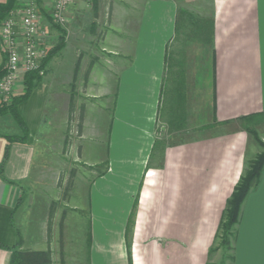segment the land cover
<instances>
[{
    "label": "crops",
    "instance_id": "0c3cea01",
    "mask_svg": "<svg viewBox=\"0 0 264 264\" xmlns=\"http://www.w3.org/2000/svg\"><path fill=\"white\" fill-rule=\"evenodd\" d=\"M52 1L0 4L36 2L48 25ZM67 19L63 59L76 44L104 52L87 68L81 52L59 74L46 66L18 108L28 141L13 143L6 160L5 136L21 129L0 116V264L10 263L17 230L24 250L80 264L76 219L90 224L83 264H217L222 214L247 163L241 120L264 114V0H75ZM82 24L108 29L96 38ZM5 60L0 42V69ZM60 92L77 110L80 156L97 172L88 213L63 212L56 230L51 198L34 186L44 183L38 144ZM230 264H264V169L242 205Z\"/></svg>",
    "mask_w": 264,
    "mask_h": 264
},
{
    "label": "rangeland",
    "instance_id": "374dc122",
    "mask_svg": "<svg viewBox=\"0 0 264 264\" xmlns=\"http://www.w3.org/2000/svg\"><path fill=\"white\" fill-rule=\"evenodd\" d=\"M108 19L109 14L106 13L103 20L107 22ZM90 20L91 17L87 20V23ZM44 25L45 28H47L45 41L48 47V53L50 50H55V48L60 45L61 40H64V44L67 45L68 37H73L72 29H70V27L68 28V26L67 29L66 27L64 28L56 24ZM82 27H85L83 29L87 30V33L91 37L97 38L98 35L102 36L103 34H106L105 30L108 29V24H82ZM63 36L64 39H62ZM74 38L75 40L78 39V35L75 34ZM77 45L78 44L74 45L76 46L75 48L78 47V49H76V55L74 54V56H72V60L68 58V56L64 59L61 57V55L65 53V46L59 50L57 54L55 53L48 63V65H50V70L56 69L59 74L62 69H68L70 66L75 67L78 63L77 52H81V57H79L81 60L84 58L82 62L84 67L87 68L89 61L93 58L94 60L97 59V57L94 56L104 52L102 48L101 51H98L96 48L97 45H90L89 43L82 44L80 45V48ZM102 61L104 64H108V58H104ZM81 67H83V65H81ZM57 98L59 108L55 112L50 111V121L48 124H45L38 144L39 156L37 157L35 173L38 175L37 179L43 180L44 183L43 185L36 184L34 186V189L36 187L40 190L43 189V191L50 196L52 210L51 222H54L56 230L59 228L61 222L60 217H62L63 212L69 215H72L77 211L81 214L88 213L86 198L87 191L90 187L92 178L96 175L95 172H97V170L91 168L89 164L84 163L83 158L80 156V137L82 134L79 125L74 123L77 110L75 111L72 104L69 103L68 105L67 94L60 92L58 93ZM67 116L70 117V122H68ZM244 126L255 136V138L249 136V149L246 160L247 163H250L256 160L260 154L264 153V114L253 118L250 122L244 123ZM97 149L99 150V145H97ZM103 169L104 165L101 169L99 168V170ZM44 185L45 187H43ZM28 197L29 194L27 193V195H25V203L27 202ZM24 206L25 204L23 207ZM38 212L40 214L41 209H39ZM131 220H133V225H135L136 216L134 215ZM69 228L73 229L74 232L80 229L78 232L80 235L79 242L76 248L78 249V262L83 264V261L86 259L85 246L87 243L84 234L86 230H90V224L86 220L76 219L75 225L69 226ZM227 240H229V244H224L222 238H219L218 248L221 252V256L217 261V264H230L232 259V238L229 239L228 237Z\"/></svg>",
    "mask_w": 264,
    "mask_h": 264
},
{
    "label": "built area",
    "instance_id": "2783aa9c",
    "mask_svg": "<svg viewBox=\"0 0 264 264\" xmlns=\"http://www.w3.org/2000/svg\"><path fill=\"white\" fill-rule=\"evenodd\" d=\"M74 3L75 0H53L49 15L52 22L66 27L67 12ZM44 26V15L36 2L13 9L2 21L0 42L6 60L0 76V107L11 103L27 74L37 72L45 76L43 63L48 56V47Z\"/></svg>",
    "mask_w": 264,
    "mask_h": 264
},
{
    "label": "trees",
    "instance_id": "16d2710c",
    "mask_svg": "<svg viewBox=\"0 0 264 264\" xmlns=\"http://www.w3.org/2000/svg\"><path fill=\"white\" fill-rule=\"evenodd\" d=\"M15 9L14 4H0V26L2 24V21L7 17V15ZM64 39V36L62 37ZM65 46L64 40H61V43L59 46L55 48V50H50L48 53L47 58L45 59L43 66L46 68L48 66L49 61L55 53L59 50H61ZM58 49V50H57ZM3 74V68L0 69V76ZM43 80V77L39 75L37 72L29 73L25 76L23 87L21 92H19L11 101L9 105H5L3 107H0V116L4 115H10L15 120L19 128L21 129L20 135H7V145L5 148V160L9 156V150L10 146L13 143H26L29 138V133L26 125L21 120L18 108L19 105L27 101L32 93V91L35 89V87ZM257 116H249L242 118L243 127L246 130L247 134L249 136H255L251 131H248L247 127L244 126V123L252 121L253 118H256ZM264 169V153L260 154L256 160L246 163L244 171L239 179V182L237 183L231 197L227 201L226 208L222 214V219L219 225V232H218V238H222V242L225 244H229V239L234 236L235 232V226L239 222L240 213L242 205L249 195L250 191L255 188L259 182ZM139 203V200L137 199L135 202V205L137 206ZM134 216V214H133ZM132 216V217H133ZM131 223H133V220H131ZM129 244V250H130V243ZM12 256L9 264H52V256L50 251H30V250H24L22 247V237L20 235V232L17 230V243L16 245L11 249ZM131 254V253H130Z\"/></svg>",
    "mask_w": 264,
    "mask_h": 264
}]
</instances>
